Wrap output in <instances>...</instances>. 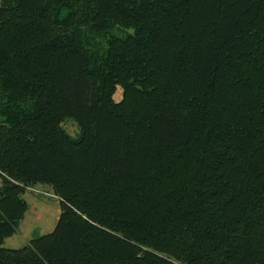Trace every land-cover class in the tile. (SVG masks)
Masks as SVG:
<instances>
[{"label": "trees", "instance_id": "16d2710c", "mask_svg": "<svg viewBox=\"0 0 264 264\" xmlns=\"http://www.w3.org/2000/svg\"><path fill=\"white\" fill-rule=\"evenodd\" d=\"M0 264H264V0H1Z\"/></svg>", "mask_w": 264, "mask_h": 264}, {"label": "rangeland", "instance_id": "374dc122", "mask_svg": "<svg viewBox=\"0 0 264 264\" xmlns=\"http://www.w3.org/2000/svg\"><path fill=\"white\" fill-rule=\"evenodd\" d=\"M114 30L112 34L119 37H124L128 33ZM105 40L98 39V42L105 44ZM122 96L123 91L119 88L114 96L115 101L120 102ZM63 128L72 138H78L80 135L77 124L72 120H67ZM23 198L28 204V212L17 234L5 241L3 245L5 249L20 250L28 246L32 240L51 234L55 230L61 215L60 200L55 196L52 188L47 185L29 188Z\"/></svg>", "mask_w": 264, "mask_h": 264}]
</instances>
